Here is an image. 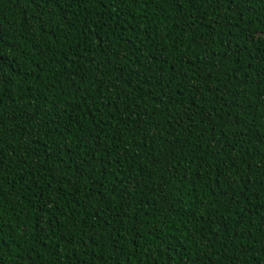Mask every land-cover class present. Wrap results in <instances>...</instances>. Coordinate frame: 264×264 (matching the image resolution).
Segmentation results:
<instances>
[{"label":"trees","instance_id":"16d2710c","mask_svg":"<svg viewBox=\"0 0 264 264\" xmlns=\"http://www.w3.org/2000/svg\"><path fill=\"white\" fill-rule=\"evenodd\" d=\"M0 264H264V0H0Z\"/></svg>","mask_w":264,"mask_h":264}]
</instances>
